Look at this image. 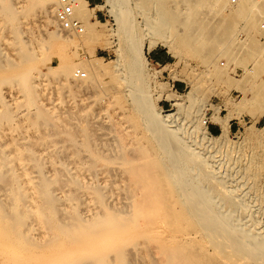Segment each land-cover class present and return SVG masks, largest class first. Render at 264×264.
Returning <instances> with one entry per match:
<instances>
[{
  "label": "bare ground",
  "instance_id": "1",
  "mask_svg": "<svg viewBox=\"0 0 264 264\" xmlns=\"http://www.w3.org/2000/svg\"><path fill=\"white\" fill-rule=\"evenodd\" d=\"M171 1L173 6L145 10L143 5L142 11L173 13L174 24L181 5L191 21L182 20L180 41L204 59L230 42L237 25L252 29L264 14V4L253 0H239L235 8L226 0ZM72 2L74 16L85 20L83 0ZM59 3L0 0V22L12 36L11 44L0 46L2 264H264V233L255 229L250 211L244 214L249 209L244 196L232 194L231 177L216 175L212 158L209 162L204 154L205 149L239 154L253 143L264 144V126H245L234 142L233 115L213 117L218 135L198 127V114L161 118L142 54L144 40L150 52L158 35L150 29L138 38L129 18L130 0H104L117 25L105 35L106 43L115 37L119 45L111 67L91 60L83 77L70 65L41 72L36 49H45L39 44L43 37L53 38L46 24L56 38L93 39L85 23L80 36L59 29ZM208 13L225 14L211 20ZM158 25L168 24L161 20ZM159 40L172 52L166 35ZM176 40L173 35L174 57ZM124 54H129L127 66ZM253 56L254 69L264 73V51ZM172 98L166 99L180 116L191 95ZM192 134L204 150L186 138ZM235 161L223 164L234 168ZM237 169L241 179L252 172L249 160Z\"/></svg>",
  "mask_w": 264,
  "mask_h": 264
},
{
  "label": "rangeland",
  "instance_id": "2",
  "mask_svg": "<svg viewBox=\"0 0 264 264\" xmlns=\"http://www.w3.org/2000/svg\"><path fill=\"white\" fill-rule=\"evenodd\" d=\"M142 1L133 0L131 2L130 0L129 7L131 13H129V18H132L133 20L132 24L135 26V31H137L136 35H139L138 38L144 36L143 34L146 33H144V31L150 29L154 30V34L158 35L155 39L157 42L155 49L150 52H148L146 48L148 41L144 40L145 43L143 42V45L145 46L143 47L142 54L144 62L143 67L147 74L151 98L154 102L155 110L160 117L164 118L172 115V119L174 115H177L179 119H184L191 113L195 115L198 114V127L200 126V129L205 127L206 132H209L210 134L208 127L209 123H213L214 116L226 118L229 115H233L234 119L231 122L237 123V126L234 130H230V138L232 137L231 139L234 142H237V139L235 138L237 137V133L239 134L245 126H251L255 122L257 128H262L264 126V89H262L264 87V73H259L254 69L256 58L253 54L259 50L264 51V45L258 41V35L260 34L258 24L260 20L264 19V14L261 16L258 15V17H256L257 15L255 14L256 23L255 27L252 29L248 30V25H246V29H244L243 23L237 25L231 35L230 42L219 46L214 52V57L204 59L205 57H203V55L197 54L193 51L194 48L190 44L180 41L181 32L184 29L181 23L185 20H187V23L191 21V18H189L187 13H182L181 5L178 7L180 13H175L178 17L175 16L177 20L173 24V13H157L160 10H157L156 12V9H149L150 12L146 11V13L142 11L143 5L144 9L147 6L145 9L147 10V8H159L160 6L168 5L169 3L173 6V3H171L173 1L155 0L154 2L156 5L154 2H149L148 4L149 0H145L147 4L145 5L144 0ZM176 1L179 3L181 0ZM253 1H255L258 6V2L256 0ZM226 2L227 5L232 8L237 7L239 4V0H237V4L235 5H231L230 0H226ZM159 3L162 4L160 5ZM256 3L253 4L254 10H256L257 7ZM83 5L84 14L87 18L81 21V25L85 30L84 26L86 24L88 35L93 37V39L85 40V38L79 37L77 42H71L56 38L53 26L46 24L45 29L49 33V36L53 38L48 41V38L43 37L42 42H39V44H44L43 46H46V50L44 47L41 49L39 48L41 51L43 49V53H41L39 49H36L38 58L41 59V63H38V69L41 72H46L48 69H63L70 65L73 69L72 71L79 69L81 73H84L85 66H87L91 60L102 62L109 67L117 61L118 52H116V49L119 47L117 39L113 37L107 43L105 42L106 32L108 33L110 30L115 31L117 25L115 24L112 15L109 14L108 8L106 6L104 7V0H83ZM224 14L225 13H208L206 17L211 20L215 18L219 20ZM161 20L166 22L168 27L166 25L158 27V22ZM58 26L60 29V25ZM0 27L3 28L1 22ZM21 33L20 38L23 39L26 37L27 34L24 29H22ZM159 33L162 37L163 35L164 37L166 35L167 41H172L170 42L172 43V52L169 48H164L161 44V41L159 40L161 35ZM70 34L80 36L82 33ZM242 34H244L245 37L240 46L238 41L239 36ZM173 35L177 37L174 50L177 54L176 57L173 56ZM11 38L12 36L8 30L3 28L0 32V46L4 43L11 44ZM123 50L125 52V48H123ZM167 50H169V52ZM154 53H157L164 63L156 64L152 62V55H154ZM129 59V54H124L123 61L125 66H127L126 63L129 62ZM249 69L255 71L249 73ZM79 80H83V78H80ZM192 91H194V94H192ZM185 94L191 95L190 103H185L183 107L184 109L182 108V113L180 112V116H178L179 113L177 108L173 106V102L166 98H174V96L176 98L177 96ZM203 122L206 124H203ZM189 127L190 126L187 127V130ZM192 135L193 136L191 137L186 136V138H189L192 145L196 143L197 148H200L202 145L200 146L198 144L200 142L199 136ZM202 148L203 146L201 149ZM243 152L244 153L234 154L230 151H222L221 153L210 151L209 153L206 149L204 150V154L208 156L209 162L212 158L210 164L212 167L215 166V170L217 169L215 174L226 173V175H228L227 178L231 177L230 180L228 179V185L235 189L232 194L235 196H244V198L242 197V200L244 199L243 202L245 201V205H248L249 208H247L248 211H244V214H248L250 211L251 215H248L254 220V226L256 227L254 228L264 233V144L253 143L250 146L245 147ZM234 159L237 160L235 161V169L232 168L233 165L231 168L224 165L226 161L234 162ZM248 160L252 172L249 173L250 175L248 174L246 178L244 176L243 179H241L242 176L237 172V168H239V170L244 168ZM238 174L241 176L240 178ZM249 178L251 180H248L247 182L246 179ZM251 185L253 186V190L250 188ZM2 260L3 259L0 255V264H2Z\"/></svg>",
  "mask_w": 264,
  "mask_h": 264
},
{
  "label": "built area",
  "instance_id": "3",
  "mask_svg": "<svg viewBox=\"0 0 264 264\" xmlns=\"http://www.w3.org/2000/svg\"><path fill=\"white\" fill-rule=\"evenodd\" d=\"M258 5H263L264 0H256ZM60 8L56 12V20L60 25V28L69 33L80 34L83 32V27L79 19L74 16L73 13V2L72 0H59ZM231 5L237 4V0H230ZM259 32L258 41L264 45V20H260L258 24ZM245 35L242 34L239 36L238 44L243 43ZM83 77L82 73H77ZM206 124V123H204Z\"/></svg>",
  "mask_w": 264,
  "mask_h": 264
},
{
  "label": "crops",
  "instance_id": "4",
  "mask_svg": "<svg viewBox=\"0 0 264 264\" xmlns=\"http://www.w3.org/2000/svg\"><path fill=\"white\" fill-rule=\"evenodd\" d=\"M152 62L156 63V64H161L164 63L162 58L157 54L154 53V55H152ZM178 86V85H177ZM237 126V123L235 122H231L230 124V130H234ZM209 131L211 135H218L220 133V127L217 126L215 123H209Z\"/></svg>",
  "mask_w": 264,
  "mask_h": 264
}]
</instances>
